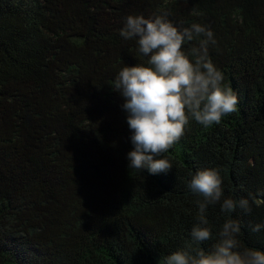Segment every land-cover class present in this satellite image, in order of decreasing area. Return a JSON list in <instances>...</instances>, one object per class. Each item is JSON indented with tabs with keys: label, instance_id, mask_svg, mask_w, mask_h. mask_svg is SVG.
<instances>
[{
	"label": "trees",
	"instance_id": "trees-1",
	"mask_svg": "<svg viewBox=\"0 0 264 264\" xmlns=\"http://www.w3.org/2000/svg\"><path fill=\"white\" fill-rule=\"evenodd\" d=\"M199 23L239 107L218 125L190 119L165 154L129 168L125 100L111 86L147 63L120 35L129 15ZM198 45V40L184 46ZM216 168L223 198H248L240 240L264 251V0H0V264H160L198 222L188 183ZM222 198V199H223ZM222 203V201H221ZM213 238L227 213H206Z\"/></svg>",
	"mask_w": 264,
	"mask_h": 264
},
{
	"label": "clouds",
	"instance_id": "clouds-1",
	"mask_svg": "<svg viewBox=\"0 0 264 264\" xmlns=\"http://www.w3.org/2000/svg\"><path fill=\"white\" fill-rule=\"evenodd\" d=\"M167 16L165 12L126 18L121 37L136 39L137 51L148 59L146 64L123 67L111 85L125 100L122 108L132 132L129 168L146 169L152 175L173 168L165 154L184 135L190 119L208 128L239 107L238 94L223 84V73L209 55V45L216 43L211 29L199 23L181 28ZM193 40H198V45L185 50ZM222 183L216 168L200 169L192 175L188 187L199 197L195 200L198 222L190 239L161 258L160 264H264V251L242 244V221L232 217L238 208L251 212L249 199L223 198ZM218 203L228 218L217 233V242L205 249L201 245L213 238L207 209ZM262 228L264 224L249 225L253 233Z\"/></svg>",
	"mask_w": 264,
	"mask_h": 264
}]
</instances>
